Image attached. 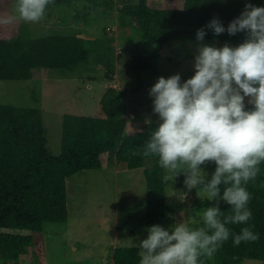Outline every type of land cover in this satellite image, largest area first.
Listing matches in <instances>:
<instances>
[{
  "label": "trees",
  "instance_id": "trees-1",
  "mask_svg": "<svg viewBox=\"0 0 264 264\" xmlns=\"http://www.w3.org/2000/svg\"><path fill=\"white\" fill-rule=\"evenodd\" d=\"M14 1L0 0V11ZM71 1L97 2L111 9L118 4L120 28H133L142 39L156 43L153 49L132 58L133 70L139 78L142 71L157 70L167 43L195 40L196 29L213 16H218L226 26L245 3V0H170L165 8L155 9L148 0L135 3L123 0L125 6L115 0H50L46 11ZM252 2L264 4V0ZM244 36L243 32L214 34L207 29L204 39ZM114 47L100 39L78 35L34 37L28 25L19 22L13 36L0 37V80H29L39 67L74 72L93 59L97 66L94 70H104L103 79L113 82L117 62ZM129 95L127 88L109 86L100 99L102 117L66 113L58 155L47 145L42 110L0 104V264L18 260L29 249L37 264H45L43 243L36 240V235L42 233L46 223L67 222V179L83 170L102 169L104 156L110 152L131 170L144 168L147 160H151V166L144 169L149 191L147 211L138 224L142 231L152 223L165 224L164 217L170 208L163 179L165 171L155 156L140 154L147 129L155 126L156 114L152 115V124L146 123L142 130H127L125 114L133 112L134 107L127 104ZM208 164L212 171L214 163ZM260 169L247 184L253 213L248 223L254 225L259 238L233 245L230 236L212 256L213 264H242L246 259L264 264V163ZM208 203L203 201L200 209ZM221 207L229 208L223 203ZM229 227L239 231L241 225ZM138 252V247L119 246L113 250L112 260L114 264H138Z\"/></svg>",
  "mask_w": 264,
  "mask_h": 264
},
{
  "label": "clouds",
  "instance_id": "clouds-1",
  "mask_svg": "<svg viewBox=\"0 0 264 264\" xmlns=\"http://www.w3.org/2000/svg\"><path fill=\"white\" fill-rule=\"evenodd\" d=\"M49 2L15 0L14 16L38 21ZM14 16H0V23ZM207 29L245 36L235 44L207 43ZM195 40L193 73L185 79L179 72L160 75L148 90L156 122L140 154L157 158L164 180L183 174L185 188L210 203L195 226L190 218L147 225L136 243L138 264H204L230 236L233 245L259 238L248 223L253 213L247 184L264 163V4L245 0L226 26L213 16L196 29ZM208 163L215 165L211 173L203 166ZM230 224L241 227L233 231Z\"/></svg>",
  "mask_w": 264,
  "mask_h": 264
},
{
  "label": "rangeland",
  "instance_id": "rangeland-1",
  "mask_svg": "<svg viewBox=\"0 0 264 264\" xmlns=\"http://www.w3.org/2000/svg\"><path fill=\"white\" fill-rule=\"evenodd\" d=\"M169 1L148 0L155 9L165 8ZM126 2L135 3L137 0ZM117 6L111 9L97 2L71 1L49 8L35 22L14 16L15 1L0 11V16H14L3 23L6 26L0 23V37L13 36L20 22L28 25L34 37L78 35L115 46L113 56L117 62L113 82L103 79L104 70H94L93 59L89 65H83L74 72L39 67L34 70L32 79L0 80V104L42 110L47 145L53 154L58 155L61 151L63 116L75 113L102 117L100 99L109 86L129 89L127 104L134 107L133 112L125 114L127 130L140 131L146 124V118L154 119L152 97L148 90L157 77L179 72L185 79L194 71L196 40H175L164 46L157 70L142 71L139 78L133 70L132 56L142 55L145 49H153L156 43L142 39L133 28H120ZM113 26L114 31L109 33L107 27ZM242 39H204V42L235 44ZM119 50L121 53H118ZM135 88L138 90L134 93ZM148 166H151L150 159L144 168H125L110 152L104 156L102 169L83 170L69 177L67 222L46 223L42 233L36 235V240L43 243L45 264H114L112 254L116 247H138L136 243L147 235L146 230H140L138 223L147 211L149 191L144 169ZM203 166L211 173L209 164ZM183 179V174H179L174 179L169 176L165 181L166 200L170 208L164 217V226L189 218L193 226L200 221L198 213L203 209L199 205L205 200H201L196 189H186ZM182 192L186 193L185 197ZM7 264L37 262L29 249L18 260ZM204 264H213V258L204 257ZM242 264L262 262L246 259Z\"/></svg>",
  "mask_w": 264,
  "mask_h": 264
},
{
  "label": "built area",
  "instance_id": "built-area-1",
  "mask_svg": "<svg viewBox=\"0 0 264 264\" xmlns=\"http://www.w3.org/2000/svg\"><path fill=\"white\" fill-rule=\"evenodd\" d=\"M107 30L109 33H112L114 31V27H107ZM118 53H121V51L119 50Z\"/></svg>",
  "mask_w": 264,
  "mask_h": 264
},
{
  "label": "crops",
  "instance_id": "crops-1",
  "mask_svg": "<svg viewBox=\"0 0 264 264\" xmlns=\"http://www.w3.org/2000/svg\"><path fill=\"white\" fill-rule=\"evenodd\" d=\"M149 3V2H148ZM114 27V26H113ZM126 31V30H125ZM144 53H146L147 52V50L145 49L144 51H143ZM143 53V54H144ZM132 58H133V56H132ZM128 123V122H127ZM140 130H142V129H140ZM139 131V130H138ZM113 156H114V154H113ZM115 157V156H114Z\"/></svg>",
  "mask_w": 264,
  "mask_h": 264
}]
</instances>
